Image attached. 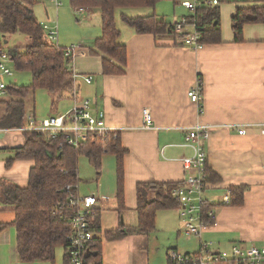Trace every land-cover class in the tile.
<instances>
[{
  "label": "crops",
  "instance_id": "obj_1",
  "mask_svg": "<svg viewBox=\"0 0 264 264\" xmlns=\"http://www.w3.org/2000/svg\"><path fill=\"white\" fill-rule=\"evenodd\" d=\"M48 1L53 6L55 21L45 6L43 24H56L58 29L61 7L56 8L52 0ZM218 1L221 42L202 44L196 51L178 43L181 35L137 34L129 26H118L115 20L120 32L117 42L126 49V62L119 75H104L102 54L90 52L92 43L101 36V21L97 26L90 25L91 16L100 17L98 11L73 10L76 17L82 15L85 26L73 40L58 31L55 45L62 43L59 47L66 49L74 43L81 44L71 58L72 73L67 84L55 91L56 99L61 101L60 110L67 112L75 103L88 101L92 115L102 114L106 126L118 132L121 146L127 150L123 159L121 210L113 155H103L99 171L94 169L95 192L83 195L79 181L77 185L81 196L97 198L95 237L100 241V264H169V251L194 254L202 245L213 253L230 252L233 247H264V136L258 128L264 124V23L244 25L243 39L236 43L231 18L238 9L257 6L259 0ZM34 6L32 12L37 20ZM152 12L121 14L130 18L151 15L162 18ZM189 15L188 11L182 12L169 23ZM6 44L4 40L3 45ZM82 76L92 77L91 83H85ZM197 82L202 89L199 105L192 103L187 94ZM12 101L16 99L6 93L0 97V123ZM145 108L152 118V128L148 130L142 127ZM29 118H23V126ZM198 125L208 127V138L203 142L206 169L217 177V181L206 184L202 195L208 207L214 208L212 223L203 222L205 227L199 236L187 234L178 205L172 210L158 211L154 230L148 234L128 233L119 240H107L105 234L120 226L123 231L137 228V184H181L193 173L179 160L191 157V150L183 146L184 137L186 131ZM235 126L243 127L244 133L239 135L232 128ZM18 129L0 125V225H7L0 230V264H42L19 261L16 230L8 226L14 221V210L1 197L8 186L27 188L34 166L32 160H14L10 166L6 165L14 159L15 150L25 144L24 133ZM230 187H245L241 206L225 202L226 196L230 199ZM148 196L152 197L151 192ZM163 234L166 241L160 245L163 252L159 255L157 241ZM156 253L160 258L152 261Z\"/></svg>",
  "mask_w": 264,
  "mask_h": 264
},
{
  "label": "trees",
  "instance_id": "obj_2",
  "mask_svg": "<svg viewBox=\"0 0 264 264\" xmlns=\"http://www.w3.org/2000/svg\"><path fill=\"white\" fill-rule=\"evenodd\" d=\"M159 0H69L72 10L98 11L101 21V36L90 48L92 54H102V73L119 75L123 73L126 62L125 46L118 44L119 30L115 15L120 9L154 8ZM36 0H0V35L21 33L28 37L30 43L23 52L17 50L8 53L13 67L17 71H28L31 74V85L17 87L9 85L6 94L16 101L10 102L2 126L11 128L23 126L24 99L29 93L43 89L49 92L60 90L71 76V57H65V48L50 43L44 35L41 24L33 15L32 7ZM193 18L202 29L199 30L200 44H218L221 42L219 9L216 6L203 5L196 11L195 17L187 16L191 24ZM121 21L134 29L137 34H153L156 37L173 34L171 23L155 15L130 18L120 15ZM264 23V0L257 6L238 9L231 18L233 41L241 42L242 29L246 24ZM3 40V41H4ZM0 47L3 44L0 42ZM0 123V125H1ZM25 144L15 150L14 159L6 163L7 167L14 160H32L28 186L20 189L8 186L2 191V202L11 205L14 210V221L8 226L16 230V252L20 262H41L54 264L57 248L62 247L65 260V246L69 234V209L63 207L61 216L55 214L57 203L67 202L68 194L64 188L78 185V159L85 156L89 164L99 171L101 158L105 154L113 155L117 162L118 208L123 204V159L127 150L121 146L119 137L113 139H87L78 148L66 146L61 138L48 139L45 135L25 133ZM206 184L217 181V177L206 169ZM180 183H139L137 184V228L134 231H123L121 226L107 232L109 241L119 240L128 233L148 234L154 230L158 211L177 208L178 202L171 196V191ZM228 205L241 206L245 187H230ZM152 197L149 198V194ZM209 209V207H208ZM97 216V215H96ZM94 217L92 230H97V217ZM211 224V219H205ZM7 225H0V230ZM100 241L95 237L88 255L90 264H100ZM169 264H173L169 262ZM213 264H234L229 261H218Z\"/></svg>",
  "mask_w": 264,
  "mask_h": 264
},
{
  "label": "built area",
  "instance_id": "obj_3",
  "mask_svg": "<svg viewBox=\"0 0 264 264\" xmlns=\"http://www.w3.org/2000/svg\"><path fill=\"white\" fill-rule=\"evenodd\" d=\"M55 7L62 5V0H52ZM218 0H192L182 2L191 16L195 17L196 11L203 5L216 6ZM82 11L77 10V12ZM45 38L55 44L58 36L56 24H41ZM171 31L181 35L178 43L182 47L196 51L202 47L200 44L199 30H202L195 19L188 23L187 18L182 17L174 24H171ZM80 46H71L64 51L65 57H73ZM12 63L11 56L0 47V97L6 93L7 85L4 78L11 77L12 73L7 66ZM85 83L90 84L92 77L82 76ZM75 91H73V97ZM188 98L192 103L199 105L201 102L202 89L200 82L188 91ZM91 104L83 101L61 115L49 116L43 120H36L34 117L28 119L26 126L19 127L22 133H35L45 135L48 139L61 138L66 146L78 148L87 139H104L111 136L118 137V132L106 126L103 115L94 116L91 113ZM142 127L146 130L152 128V118L149 109L142 110ZM239 135L244 133L243 127H232ZM259 132L264 136V124L260 125ZM208 127L195 126L186 131L183 146L191 150L192 155L188 158H181L179 161L189 171L184 181L172 189L171 196L178 202L180 217L184 221L185 232L189 235L199 236L205 227V219H214V208L208 209V202L203 199L206 188V154L203 149V142L208 138ZM68 194L67 202L55 205V214L60 215L63 207L69 209L68 227L69 234L66 240L65 264H90L88 255L95 238L92 230L94 217L96 216L95 206L97 198L93 195L81 196L78 193V186L68 185L64 188ZM229 202V197H225ZM168 259L173 264H213L218 261H229L234 264H264V247L249 246L246 248L233 247L230 252H209L207 245H202L201 250L194 254H178L175 251L168 252Z\"/></svg>",
  "mask_w": 264,
  "mask_h": 264
},
{
  "label": "rangeland",
  "instance_id": "obj_4",
  "mask_svg": "<svg viewBox=\"0 0 264 264\" xmlns=\"http://www.w3.org/2000/svg\"><path fill=\"white\" fill-rule=\"evenodd\" d=\"M188 2L192 0H179L176 4H174V0H159L156 4L154 10H150V8H135V9H120L116 11L115 19L117 21V25L121 26L124 24L120 19V14L124 13L128 16H133V14H145L153 11L157 16L164 17L168 22L173 20L175 16H180L182 12H185L186 9L181 6L182 2ZM45 6L48 9L49 16L53 18L52 21H55V12L53 6L50 4L48 0H36V5L34 6L35 16L40 24L45 23ZM60 10L58 13V31L59 35H64L67 39L73 40L77 35H81L82 31L85 30L84 18L82 15L80 17H76L73 13L72 8L69 5V0H62V6H60ZM185 9V10H184ZM183 10V11H182ZM96 11V10H95ZM152 12V13H153ZM84 17V16H83ZM93 20L90 23L91 26H97L98 22L100 23V17L95 14L93 16ZM76 18H80L79 21H76ZM82 18V19H81ZM87 18H89L87 16ZM92 19V18H91ZM3 40L0 35V42L3 44ZM7 42L6 45H3V49L6 53H10L11 51L17 50L18 52H23L24 47L27 46L30 41L27 36L21 33H15L7 35L5 38ZM62 45V43H61ZM59 45V46H61ZM81 45L80 42L74 43V46ZM72 46L69 45L68 48ZM12 73L11 77L4 78V82L6 85H12L17 87H28L31 85V74L28 71H17L13 64L7 65ZM56 92L51 93L49 91L43 89H37L33 91L27 99L24 100V117L27 119L28 117H35L36 120H43L49 116L61 115L65 113V111L60 110L61 101L56 99ZM65 104V103H63ZM63 106V105H62ZM58 108V112L54 113L53 110ZM96 172L94 168L89 164L88 160L85 156H80L78 159V178H79V186L80 191L84 194H90L91 191L95 192L96 190ZM165 234L161 235L159 241H157V248L159 249V255L163 252L161 246L165 244V239L163 237ZM161 245V246H160ZM157 252V251H156ZM160 258V256L154 255L152 256V261H156V259ZM44 264V263H42ZM54 264H64V251L62 247H59L55 251L54 255Z\"/></svg>",
  "mask_w": 264,
  "mask_h": 264
},
{
  "label": "water",
  "instance_id": "obj_5",
  "mask_svg": "<svg viewBox=\"0 0 264 264\" xmlns=\"http://www.w3.org/2000/svg\"><path fill=\"white\" fill-rule=\"evenodd\" d=\"M5 43V42H4ZM2 136V135H1Z\"/></svg>",
  "mask_w": 264,
  "mask_h": 264
}]
</instances>
